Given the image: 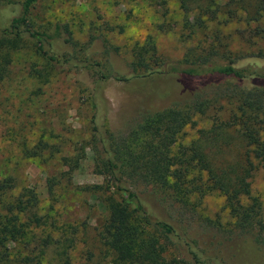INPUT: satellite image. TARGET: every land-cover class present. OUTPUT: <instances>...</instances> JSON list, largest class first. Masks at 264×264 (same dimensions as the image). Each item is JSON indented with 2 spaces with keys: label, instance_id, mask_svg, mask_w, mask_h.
<instances>
[{
  "label": "trees",
  "instance_id": "1",
  "mask_svg": "<svg viewBox=\"0 0 264 264\" xmlns=\"http://www.w3.org/2000/svg\"><path fill=\"white\" fill-rule=\"evenodd\" d=\"M36 1L0 0V79L5 77L8 55L24 41L35 47L50 68L77 72L78 81H84L92 110L90 143L96 148L93 166L107 178L104 186L86 188L94 193L105 192L104 213L98 219L96 236L109 251L110 262L231 264L200 247L178 222L179 215L192 217V193L203 195L217 190L223 194L232 219L231 225L220 231L224 239L231 242L241 263L264 264V219L258 199L251 194L250 182L258 165L264 172L263 51L226 56L215 45L197 42L181 58L159 59L154 65L143 56L122 62L115 49L106 51L108 63H102L95 57V37L87 46L79 47L66 23H55L51 32L28 26L26 17ZM244 2L256 14L252 19L264 12V0H240V9H247ZM207 9L200 7L202 12ZM228 14L233 17L236 11L229 10ZM263 31L256 27L252 33ZM155 74L178 75L180 87L172 85L167 90L164 106L140 108L135 117L139 128L117 137L107 124L95 82L108 76L139 82ZM220 102L230 104L226 124L240 133L246 149L244 159L224 166L209 157L201 144L173 150L179 132L192 116L204 114ZM253 159L257 165H253ZM55 178H47L50 193ZM139 186L143 190L136 191L134 188ZM14 187L12 175L0 179V264H70L67 249L73 239L65 246L61 239H55L53 229L39 234L37 229L42 230L46 221L38 211L37 192L23 188L14 193ZM111 188L119 195L111 193ZM174 204L180 207L173 215L167 205ZM49 249L55 254L48 256Z\"/></svg>",
  "mask_w": 264,
  "mask_h": 264
},
{
  "label": "rangeland",
  "instance_id": "2",
  "mask_svg": "<svg viewBox=\"0 0 264 264\" xmlns=\"http://www.w3.org/2000/svg\"><path fill=\"white\" fill-rule=\"evenodd\" d=\"M239 3L240 0H37L26 23L47 32L55 23H66L79 47L87 46L95 37V57L102 63H108L106 51L115 49L122 62L143 56L154 65L159 59L181 58L197 42L215 45L226 56L264 53V31L252 33L256 27L264 28V12L252 19L256 15L252 7L244 2L247 9H240ZM203 6L208 7L205 12L200 10ZM229 10L236 11L235 16H229ZM8 59L5 77L0 79V179L12 175L14 193L23 188L37 192L38 211L46 221L37 232L44 234L53 229L55 239H61L65 246L73 239L67 249L70 264H112L109 251L96 236L98 219L104 213L105 192L94 193L86 188L93 184L104 186L107 178L93 166L96 148L90 143L92 110L84 81H78L77 72L50 68L28 42L14 47ZM172 85L180 87L176 74H155L139 82L108 76L95 82L106 109L107 124L117 137L139 128L135 117L140 108L164 106L168 100L164 95ZM229 106L220 102L204 114H194L179 132L173 150L201 144L209 157L224 166L242 161L246 149L241 135L226 124ZM253 165H257L254 159ZM50 176L57 180L53 193L48 191ZM250 182L251 194L258 199L264 219V172L260 165ZM134 189L143 190L141 186ZM110 190L119 195L113 188ZM189 206L193 208L192 217L179 215L178 222L192 239L231 264H243L220 232L232 223L223 194L217 190L203 195L192 193ZM167 207L174 215L180 205ZM52 254L55 253L49 249L47 255Z\"/></svg>",
  "mask_w": 264,
  "mask_h": 264
}]
</instances>
